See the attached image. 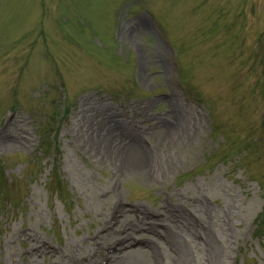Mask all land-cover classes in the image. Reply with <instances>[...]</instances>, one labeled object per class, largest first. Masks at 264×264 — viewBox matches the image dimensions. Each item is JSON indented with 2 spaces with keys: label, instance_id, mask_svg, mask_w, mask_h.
I'll return each mask as SVG.
<instances>
[{
  "label": "rangeland",
  "instance_id": "rangeland-1",
  "mask_svg": "<svg viewBox=\"0 0 264 264\" xmlns=\"http://www.w3.org/2000/svg\"><path fill=\"white\" fill-rule=\"evenodd\" d=\"M93 127L143 141L150 173L121 171ZM163 203L229 241L217 264H264V0H0V264L30 263L33 238L59 263L115 209Z\"/></svg>",
  "mask_w": 264,
  "mask_h": 264
},
{
  "label": "bare ground",
  "instance_id": "bare-ground-1",
  "mask_svg": "<svg viewBox=\"0 0 264 264\" xmlns=\"http://www.w3.org/2000/svg\"><path fill=\"white\" fill-rule=\"evenodd\" d=\"M145 29L144 22L137 21L129 29L130 31L128 30V33L139 36L140 33L145 32ZM177 112L174 111L172 116L173 122H177V126L174 125V127L172 126L173 123L163 122L165 140L172 138L178 132L179 123L178 119H175V116L179 118ZM92 130L96 135L95 139L91 138L94 147L109 160L121 163V171L131 170L144 175L150 173L146 145L139 138L134 136L125 138V135L120 133L118 128H110L103 135H101L102 129L93 127ZM123 138L125 139L123 140ZM122 140L123 142H120ZM118 142L120 143L117 144ZM122 144L124 146H121ZM112 197L113 195L111 197L100 196L96 200L100 206H103L111 203ZM197 200L200 203L197 206L201 207L199 208L200 213L210 215L207 195L203 194ZM132 211L135 212L134 209ZM223 212L232 215V208L225 207ZM156 213L162 218L159 220L151 219L146 212H142L141 221L136 222L130 211L124 207L115 209L113 221L109 220V216L106 218L107 221L103 228L104 234L98 233L93 243L90 245L86 243L84 248L80 250L81 252L77 251V254L65 250L68 255L65 256V260L62 258L59 263L57 260L62 254L56 255L55 258L54 254L56 253H52L49 248L45 247L41 239L33 238L34 242L29 248L31 260L28 264H38L36 258L45 256L49 257V264H72L75 260L80 262L79 254H88L86 256L90 259L91 253L101 255L105 248L111 251V254H106V264H197L201 260L195 261L194 251L196 249H199V252L205 257L206 264H217L218 257L228 246L229 241H217L215 234L210 232L207 225L202 224L199 220L190 219L188 215L192 217V214L183 213L176 204L163 203ZM118 215H121V218L116 219ZM111 224L114 225L111 226ZM156 226H159L158 230ZM135 227L141 229L135 231ZM24 234L32 239L28 233ZM199 237H202L201 241L198 240ZM15 238L18 239L19 236L16 235Z\"/></svg>",
  "mask_w": 264,
  "mask_h": 264
}]
</instances>
